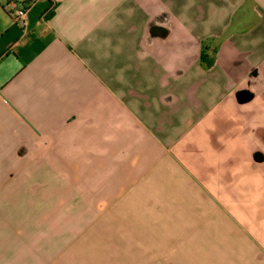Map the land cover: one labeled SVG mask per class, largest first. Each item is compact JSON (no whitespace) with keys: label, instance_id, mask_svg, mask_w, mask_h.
I'll return each instance as SVG.
<instances>
[{"label":"crops","instance_id":"1","mask_svg":"<svg viewBox=\"0 0 264 264\" xmlns=\"http://www.w3.org/2000/svg\"><path fill=\"white\" fill-rule=\"evenodd\" d=\"M16 10L0 264H264V0Z\"/></svg>","mask_w":264,"mask_h":264},{"label":"built area","instance_id":"2","mask_svg":"<svg viewBox=\"0 0 264 264\" xmlns=\"http://www.w3.org/2000/svg\"><path fill=\"white\" fill-rule=\"evenodd\" d=\"M19 3H21V0H12V4L17 8L16 13L19 18H24L27 12V6L22 5L18 8ZM22 24H26L24 20H22Z\"/></svg>","mask_w":264,"mask_h":264},{"label":"trees","instance_id":"3","mask_svg":"<svg viewBox=\"0 0 264 264\" xmlns=\"http://www.w3.org/2000/svg\"><path fill=\"white\" fill-rule=\"evenodd\" d=\"M32 1L33 0H21V3L24 5V6H27V7H29L30 6V4L32 3ZM206 58V55L203 53L202 54V59L204 60ZM211 59H208L206 62H207V64L208 65H210L211 64Z\"/></svg>","mask_w":264,"mask_h":264}]
</instances>
